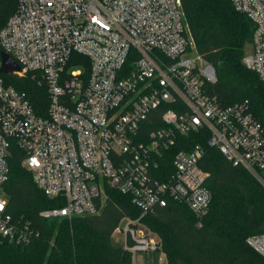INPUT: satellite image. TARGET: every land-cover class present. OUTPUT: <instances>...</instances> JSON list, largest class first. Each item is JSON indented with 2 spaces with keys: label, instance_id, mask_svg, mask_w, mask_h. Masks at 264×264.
<instances>
[{
  "label": "built area",
  "instance_id": "obj_1",
  "mask_svg": "<svg viewBox=\"0 0 264 264\" xmlns=\"http://www.w3.org/2000/svg\"><path fill=\"white\" fill-rule=\"evenodd\" d=\"M232 1L254 25L244 62L264 81V0ZM16 2L0 48L21 67L17 77H41L49 101L39 115L0 76L1 237L24 244L38 235L7 212L14 145L36 185L64 203L44 218L98 215L109 189L129 195L141 215L117 230L132 253L162 250L143 218L170 200L187 204L198 227L210 208L204 149L172 153L180 135L207 129L209 143L264 186V126L247 102L223 107L206 93L215 70L196 52L181 0ZM247 243L264 256V233Z\"/></svg>",
  "mask_w": 264,
  "mask_h": 264
},
{
  "label": "trees",
  "instance_id": "obj_2",
  "mask_svg": "<svg viewBox=\"0 0 264 264\" xmlns=\"http://www.w3.org/2000/svg\"><path fill=\"white\" fill-rule=\"evenodd\" d=\"M181 1L196 52L215 70L216 79L206 85V93L223 107L247 102L264 126V81L244 62L253 41V23L235 9L232 0ZM16 6V0H0V30ZM0 76L24 93L39 115L47 116L49 95L38 74ZM209 139L207 129L189 132L179 136L172 150L175 153L197 145L204 149L200 165L209 173L206 185L212 202L202 226L196 225L187 204L174 200L145 216L143 222L162 245L163 264H264V256L247 243L248 237L264 233V186ZM22 160L23 153L14 145L10 178L2 186L8 199L7 212L38 235L24 244L0 236V264H133V253L111 242L124 218L141 215L129 195L109 189L98 215L44 218L40 215L43 210L60 208L64 203L43 193Z\"/></svg>",
  "mask_w": 264,
  "mask_h": 264
},
{
  "label": "rangeland",
  "instance_id": "obj_3",
  "mask_svg": "<svg viewBox=\"0 0 264 264\" xmlns=\"http://www.w3.org/2000/svg\"><path fill=\"white\" fill-rule=\"evenodd\" d=\"M253 53V45L250 44L246 49V55L250 56ZM191 58H194V54H190ZM0 196H3L0 192ZM111 242L115 247L125 248L126 237L121 229L114 232L111 237ZM133 264H163L165 262V254L161 251H137L132 256Z\"/></svg>",
  "mask_w": 264,
  "mask_h": 264
},
{
  "label": "water",
  "instance_id": "obj_4",
  "mask_svg": "<svg viewBox=\"0 0 264 264\" xmlns=\"http://www.w3.org/2000/svg\"><path fill=\"white\" fill-rule=\"evenodd\" d=\"M20 72L21 67L8 53L1 51L0 53V73L17 77L15 72Z\"/></svg>",
  "mask_w": 264,
  "mask_h": 264
},
{
  "label": "crops",
  "instance_id": "obj_5",
  "mask_svg": "<svg viewBox=\"0 0 264 264\" xmlns=\"http://www.w3.org/2000/svg\"><path fill=\"white\" fill-rule=\"evenodd\" d=\"M165 260H166V257H165Z\"/></svg>",
  "mask_w": 264,
  "mask_h": 264
}]
</instances>
